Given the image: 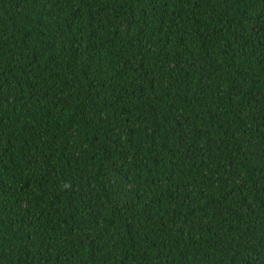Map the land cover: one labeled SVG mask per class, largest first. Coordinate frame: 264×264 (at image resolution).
<instances>
[{"label":"trees","instance_id":"obj_1","mask_svg":"<svg viewBox=\"0 0 264 264\" xmlns=\"http://www.w3.org/2000/svg\"><path fill=\"white\" fill-rule=\"evenodd\" d=\"M0 264H264V0H0Z\"/></svg>","mask_w":264,"mask_h":264}]
</instances>
